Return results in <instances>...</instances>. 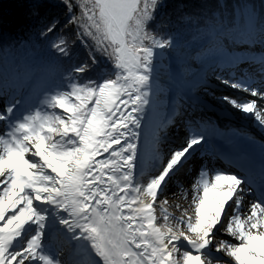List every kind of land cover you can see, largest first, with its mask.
<instances>
[{
	"label": "snow or ice",
	"instance_id": "obj_1",
	"mask_svg": "<svg viewBox=\"0 0 264 264\" xmlns=\"http://www.w3.org/2000/svg\"><path fill=\"white\" fill-rule=\"evenodd\" d=\"M15 7L0 264H264V0Z\"/></svg>",
	"mask_w": 264,
	"mask_h": 264
},
{
	"label": "trees",
	"instance_id": "obj_2",
	"mask_svg": "<svg viewBox=\"0 0 264 264\" xmlns=\"http://www.w3.org/2000/svg\"><path fill=\"white\" fill-rule=\"evenodd\" d=\"M18 0H3L2 4H0V11L7 10V14L10 18H14L18 15V9H16L15 5Z\"/></svg>",
	"mask_w": 264,
	"mask_h": 264
},
{
	"label": "bare ground",
	"instance_id": "obj_3",
	"mask_svg": "<svg viewBox=\"0 0 264 264\" xmlns=\"http://www.w3.org/2000/svg\"><path fill=\"white\" fill-rule=\"evenodd\" d=\"M239 121H244V122H246L245 120H239ZM233 122V125L234 126H239V125H242V124H238V123H236V122H234V121H232ZM243 124H246V123H243ZM173 205H171V207H172ZM174 209V211H176V209L175 208H173Z\"/></svg>",
	"mask_w": 264,
	"mask_h": 264
},
{
	"label": "rangeland",
	"instance_id": "obj_4",
	"mask_svg": "<svg viewBox=\"0 0 264 264\" xmlns=\"http://www.w3.org/2000/svg\"><path fill=\"white\" fill-rule=\"evenodd\" d=\"M173 208H175V207H170V206H169L168 210H169L170 212H175Z\"/></svg>",
	"mask_w": 264,
	"mask_h": 264
}]
</instances>
